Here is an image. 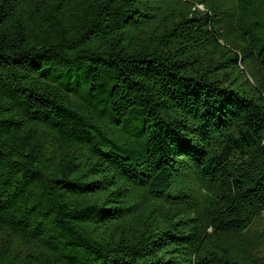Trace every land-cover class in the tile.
Here are the masks:
<instances>
[{"label":"trees","instance_id":"16d2710c","mask_svg":"<svg viewBox=\"0 0 264 264\" xmlns=\"http://www.w3.org/2000/svg\"><path fill=\"white\" fill-rule=\"evenodd\" d=\"M264 0H0V264H264Z\"/></svg>","mask_w":264,"mask_h":264},{"label":"rangeland","instance_id":"374dc122","mask_svg":"<svg viewBox=\"0 0 264 264\" xmlns=\"http://www.w3.org/2000/svg\"><path fill=\"white\" fill-rule=\"evenodd\" d=\"M263 227H264V213L253 224V226L251 227V232L252 233H260V232H262ZM258 252H259V255L261 257H264V245L263 244L259 247Z\"/></svg>","mask_w":264,"mask_h":264}]
</instances>
